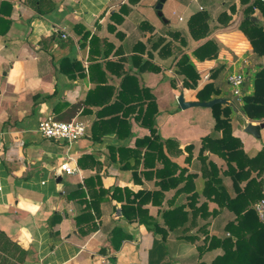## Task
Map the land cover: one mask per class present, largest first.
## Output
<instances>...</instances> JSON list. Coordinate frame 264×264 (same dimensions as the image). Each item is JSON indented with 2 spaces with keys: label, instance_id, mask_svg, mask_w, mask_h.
I'll return each instance as SVG.
<instances>
[{
  "label": "crops",
  "instance_id": "crops-1",
  "mask_svg": "<svg viewBox=\"0 0 264 264\" xmlns=\"http://www.w3.org/2000/svg\"><path fill=\"white\" fill-rule=\"evenodd\" d=\"M158 1L0 0V129L5 132L0 230L26 251L23 264H210L222 254L221 246L209 247L210 239L224 236L234 214L209 195L220 185L232 197L236 192L221 168L218 185L207 188L209 195L204 192L210 158L203 162L199 150L215 117L212 107L182 109L178 96L199 101L197 90L213 81L220 90L216 97L231 99L227 77L233 71L243 72L246 91H253L252 76L264 58L240 24L249 14L264 27V0H166L163 17ZM199 10L209 14V37L220 53L204 61L191 56L202 77L197 88H185L174 72L173 52L162 56L154 43L162 36L180 44L168 33L186 36L187 21ZM225 11L232 16L227 26L218 20ZM192 48L182 46L189 54ZM150 93L157 103V109L151 107L154 132L137 118L141 104L151 103ZM125 112L130 133L124 127L119 137L114 119ZM47 116L83 120L86 133L72 145L45 138L37 127ZM231 124L245 152L255 155L264 147V127L259 136L246 132L233 110ZM148 135L157 137L156 150L151 149L154 162L145 166L125 149L143 154L146 145L137 140ZM158 151L174 165L171 177L157 175L164 164ZM211 158L219 167L220 160ZM63 162L78 170L60 171ZM99 184L108 192L89 206ZM194 193L198 199L192 206ZM195 208L201 212L196 221Z\"/></svg>",
  "mask_w": 264,
  "mask_h": 264
},
{
  "label": "trees",
  "instance_id": "trees-1",
  "mask_svg": "<svg viewBox=\"0 0 264 264\" xmlns=\"http://www.w3.org/2000/svg\"><path fill=\"white\" fill-rule=\"evenodd\" d=\"M218 20L223 26H227L231 23L232 16L226 11L221 12ZM187 28L188 33L186 36H183L181 32L168 33L179 39L181 45L173 44L171 40L166 41V38L160 36L154 46L159 48V54L162 56L173 52L175 56L173 64L175 74L182 80L183 87L194 89L197 88L202 76L191 56L199 61L216 59L219 56L220 47L214 39L209 37L211 28L209 25V14L206 11L199 10L191 15L187 21ZM240 29L249 40L254 52L264 58V27L257 20L252 19L249 14H246L240 24ZM189 39L194 43L193 48L189 44ZM197 42L200 43L196 44ZM182 46L184 48H192L191 53L189 54L185 49H182ZM154 67L159 70V67ZM222 69L223 66H220L213 72L212 76L214 77ZM133 78L132 76H127L126 79L130 83ZM247 81L248 79L245 78L243 95L241 96V109L251 120H263L264 63L259 71L252 76L253 91L251 93L246 91L245 85ZM172 83L176 87V78L172 80ZM127 88V85L124 86L125 91L121 93L122 96L128 90ZM146 91L148 92V90ZM196 95L199 101L210 100L220 95V90L213 81H207L197 90ZM150 98L151 103L148 102L146 106L141 104L139 107L137 118L141 119V123L150 128L151 132H154L155 115L151 107L157 109V103L151 93ZM212 110L215 117L214 130L202 139L199 150V157L203 158V162H205L207 157L210 158V169L204 173V175H208L204 192L208 194L207 188L213 187L214 184L218 185V182H220L218 180V169L220 170L221 168L222 172L231 178L236 194L233 197L229 195L223 185H220V189L218 188L212 196L208 194L212 201L233 211L234 214V219L226 223L224 236L213 235L210 239L209 247L219 245L223 249L222 254L218 255L210 264H264V223L259 219L255 209L256 203L264 198V147L255 155L245 152L241 139L233 135L232 132V108L227 104H215ZM116 119H114L115 124L118 125L114 131L116 135L121 137L124 127H127V133L129 134L130 124L127 112L124 113V117ZM100 123L95 124L93 130L100 127ZM103 125L104 122H102L101 126ZM156 138V136L151 137V135H148L137 140L138 146L146 145V150L143 154L139 148L125 150L138 161L143 158L144 165L150 166L151 162H154V154H152L151 149L156 150L153 146V141ZM206 153L210 154L205 156ZM157 156L164 162L163 167L156 170L157 175L162 178L165 175L171 177L176 171V169H173L174 165L168 163L159 151ZM211 156L220 160L219 167L213 162ZM168 164L170 169H173L172 171L169 170ZM172 180L176 182L175 185L180 181L178 176H175ZM190 181H192V175L190 176ZM88 183L89 181H86V184ZM99 185V190L91 194L94 200L89 203V206L95 205L96 201L101 198V194L108 192L101 184ZM79 194L85 196L86 193L81 190ZM197 199L198 195L194 193L191 197L192 206L197 203ZM206 204L207 202L203 205ZM203 205L200 207H203ZM128 209V207H123L125 216L129 215ZM199 210L195 208L191 214L195 221L196 217L201 213ZM84 213L86 212H83L82 215L85 217ZM201 215L204 216V214ZM205 216L207 217L208 215ZM77 222L80 223V220H77ZM201 229L206 231V227ZM207 237L205 241L208 240ZM25 254L26 251L24 249L12 242L0 230V264H23Z\"/></svg>",
  "mask_w": 264,
  "mask_h": 264
},
{
  "label": "built area",
  "instance_id": "built-area-1",
  "mask_svg": "<svg viewBox=\"0 0 264 264\" xmlns=\"http://www.w3.org/2000/svg\"><path fill=\"white\" fill-rule=\"evenodd\" d=\"M245 78L246 76L243 72L233 71L228 74L227 82L234 95L239 97L243 95ZM37 129L41 136L45 138L64 141L68 145H72L85 135L87 124L80 119L74 118L69 121H63L53 116H47L39 121ZM4 135L5 132L0 129V157L4 153ZM59 170L67 174H73L78 169L77 167H71L68 162H63L60 164ZM255 209L259 219L264 223V198L256 203Z\"/></svg>",
  "mask_w": 264,
  "mask_h": 264
},
{
  "label": "water",
  "instance_id": "water-1",
  "mask_svg": "<svg viewBox=\"0 0 264 264\" xmlns=\"http://www.w3.org/2000/svg\"><path fill=\"white\" fill-rule=\"evenodd\" d=\"M166 0H159L156 4V9L158 10L159 16L163 17L162 7ZM240 97L234 95L231 99L224 97H215L210 100L204 101H185L183 93L178 96V104L182 109L191 106H203V107H213L215 104H227L229 105L235 113V120L237 123L244 128V130L253 135L259 136L260 129L264 127V121L252 122L250 121L243 110L241 109Z\"/></svg>",
  "mask_w": 264,
  "mask_h": 264
},
{
  "label": "rangeland",
  "instance_id": "rangeland-1",
  "mask_svg": "<svg viewBox=\"0 0 264 264\" xmlns=\"http://www.w3.org/2000/svg\"><path fill=\"white\" fill-rule=\"evenodd\" d=\"M158 13V12H157ZM165 15H166V12H165ZM229 87H230V85H229ZM230 89H231V87H230ZM232 90V89H231Z\"/></svg>",
  "mask_w": 264,
  "mask_h": 264
}]
</instances>
